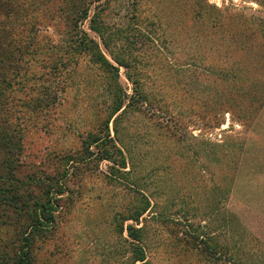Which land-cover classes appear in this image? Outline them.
Listing matches in <instances>:
<instances>
[{
  "label": "rangeland",
  "instance_id": "1",
  "mask_svg": "<svg viewBox=\"0 0 264 264\" xmlns=\"http://www.w3.org/2000/svg\"><path fill=\"white\" fill-rule=\"evenodd\" d=\"M44 1V11L38 14L40 20L35 26L38 40L55 43L60 37L58 25L47 11L50 7L57 10L62 3ZM85 2L89 15L82 30L99 43L103 52L99 39L88 29L93 16L111 27L130 25L138 30L131 32L134 36L140 32L154 40L144 51L132 55L138 60L136 70L153 102L152 109L161 107L159 112H165L166 116L157 112L154 120L169 124L160 130L145 115H127L121 124L123 133H135L136 137L129 151L133 162L127 160L123 170L129 171L128 178L114 181L108 161L67 169L68 176L61 179L65 188L59 197L62 209L56 214V227L36 243V264H133L135 243L126 232L121 237L115 228L120 217L131 212L136 198L143 197L150 201V212L140 220L145 227L141 246L151 264H206L207 260L196 257L198 252L183 255L181 247L172 246L171 238L174 240L175 234L182 238L192 233L216 234L214 208L218 202L239 219L247 236L264 246V58L262 65L253 69L254 74L262 76V84L245 72L241 80L222 82L220 76L209 73L210 66L222 63L210 52H202L201 42L193 37L183 39L178 30L170 35L165 19H159V10L168 2L177 6L185 0ZM207 2L219 9L234 6L264 18V7L252 0ZM133 15L136 18L132 19ZM38 64L32 69L39 75L44 71ZM222 68L230 70L226 64ZM79 69L76 72L84 85L77 83L74 75L67 91L60 93L62 106L48 115L46 126L28 124L23 162L34 165L32 172H37L35 165L42 164L47 175H61L58 163L47 155L45 158L44 151L75 152L81 145L78 133L92 131L103 119L101 102L105 97L110 100L101 83L103 75L95 73L84 58ZM90 76L99 82L91 83ZM119 84L131 94L123 67H119ZM178 128V139L171 138ZM163 219L170 221L163 223ZM141 224L126 221L124 229Z\"/></svg>",
  "mask_w": 264,
  "mask_h": 264
},
{
  "label": "trees",
  "instance_id": "2",
  "mask_svg": "<svg viewBox=\"0 0 264 264\" xmlns=\"http://www.w3.org/2000/svg\"><path fill=\"white\" fill-rule=\"evenodd\" d=\"M60 1L62 6L58 5L57 10L50 7L47 11L52 20L57 21L56 32L60 35L57 42L50 43L45 38L38 40L35 27L40 20L38 14L44 11L47 1L0 0V264H36V243L44 238L43 234L56 227V214L62 209L59 197L65 192L61 179L68 176V168L108 161L112 163L110 175L114 181L128 178L129 171L123 170L127 168V160L133 162L129 151L136 141L135 133H123V126L121 128L128 114L145 115L160 130H165L169 124L154 120L153 115L161 107L152 109L153 102L144 91L140 71L136 70L138 60L132 55L144 51L147 43L154 40L140 32L134 36L131 32L138 30L130 25L111 27L103 19L93 16L88 29L99 39L103 52L99 43L82 30L89 15V4L85 0H79L78 4L77 0ZM252 1L264 7V0ZM159 12V19H165L170 35L178 30L177 34L183 39L193 37L201 42L202 52H210L222 63L209 67L212 76H220L222 82H234L241 80L245 72L250 79L257 78L262 84V76L254 74L253 69L259 63L262 65L264 58V18L234 6L219 9L207 0H185V4L177 6L168 2ZM83 58L92 65L95 73L103 75L100 77L103 90L110 97L109 101L105 97L101 102L103 119L92 131L78 133L81 145L75 152L44 151L45 158L49 156L54 164L58 163L61 175H47L42 164L35 165L37 172H32L34 165L23 162L28 124L37 127L49 121L48 115L57 113L62 106L60 93L67 91L72 78L76 76L75 81L84 85L76 72L81 69ZM38 62V67L44 71L40 76L32 69ZM225 64L230 70L222 68ZM119 67L125 69L131 94L119 84ZM90 80L91 83L95 81L93 76ZM236 104L234 100L233 105ZM159 113L166 116L165 112ZM216 123L220 121L216 120ZM178 132H181L180 128L171 134V138L178 139ZM24 169L31 172H23ZM220 203L214 208L218 223L216 234L192 233L187 238L175 234V239L171 238L172 246L181 247L183 255L198 252L196 257L202 262L207 260L206 264H264L263 244L247 236L239 219L223 210L224 205ZM149 209L148 198H136L131 212L117 221V233L122 237L126 232L135 243L133 264H151L141 246L145 227L140 222ZM163 220V223L170 221ZM126 221L141 226L124 229Z\"/></svg>",
  "mask_w": 264,
  "mask_h": 264
}]
</instances>
